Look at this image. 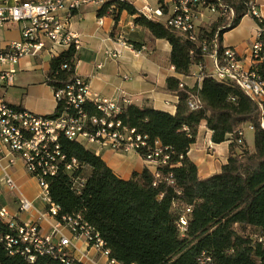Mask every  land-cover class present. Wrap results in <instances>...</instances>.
<instances>
[{
  "label": "trees",
  "instance_id": "16d2710c",
  "mask_svg": "<svg viewBox=\"0 0 264 264\" xmlns=\"http://www.w3.org/2000/svg\"><path fill=\"white\" fill-rule=\"evenodd\" d=\"M224 1L235 10L233 24L226 27L216 22L196 41L139 15L128 0L107 3L116 8V22L126 11L154 38L169 42V62L178 74L190 77L197 70L202 80L191 89L185 84L181 87L178 76L167 79V89L179 99L175 113L129 104L117 116L123 125L147 135L149 143L160 141L167 148V163L154 170L145 167L123 179L82 143L59 137L67 161L77 159L80 166L68 172L60 163L58 174L46 178L50 197L60 207L58 218L81 215L100 234L104 249L121 264H198L203 252L216 264H264V107L251 101L234 83L211 76L202 46L204 41L217 38L222 53L224 34L237 27L255 3ZM252 17L261 29L257 40L264 45V19ZM77 53L70 47L51 59L46 83L53 89L73 82ZM66 64L68 69L63 68ZM191 96L200 99L199 109L189 108ZM63 107L62 102L57 103L52 116L60 114ZM82 108L98 115L93 102L87 101ZM204 121L214 143L229 140L231 145L227 163L207 178L199 176L188 155ZM247 124L254 128L253 151L245 149V143H236L239 131ZM238 147L239 153L235 150ZM140 154L144 158L146 151ZM183 215L187 225L181 231ZM14 234L9 223L0 218V264H63L50 253L37 254L35 261H30L21 244L8 245L7 235Z\"/></svg>",
  "mask_w": 264,
  "mask_h": 264
},
{
  "label": "built area",
  "instance_id": "2783aa9c",
  "mask_svg": "<svg viewBox=\"0 0 264 264\" xmlns=\"http://www.w3.org/2000/svg\"><path fill=\"white\" fill-rule=\"evenodd\" d=\"M109 0H0V31L16 26L19 38L9 40L0 48V87L13 86L19 63L24 58L44 59L59 56L62 52L75 47L78 52L81 46L79 36L72 29L73 22L80 17L83 8L95 7L97 12V28L104 27L106 19L114 23L115 6H108ZM152 1V0H151ZM132 0L139 15L147 19L162 22L166 27L180 35H187L196 41L203 30L216 22H223L230 27L236 17L231 3L224 0ZM138 2V4H137ZM104 11V15H99ZM248 14L258 17L255 5L248 9ZM131 27L136 28L133 22ZM225 27V26H224ZM223 28V27H222ZM260 35V34H259ZM258 35V36H259ZM124 47L131 46L122 41ZM256 40L247 53H241L234 47H224L219 52L217 38L210 43L204 41L203 51L212 62L211 74H218L219 79H227L239 87L261 109L264 107V45ZM111 57H119L120 52L111 53ZM77 57L73 59L75 79L65 87L54 90L57 103L62 102L64 109L57 116L41 115L30 117L21 113V108H8V101L0 94V145L7 149L3 155L0 149V169L4 173L0 180L14 192H19V185L10 173V169L22 162L29 175L34 177L41 189L40 198L45 204L37 209L34 203L23 195H18V211L12 212L8 207H0V218H8L17 233L31 235V240L39 241V247L50 251L51 256L61 258L63 264H121L111 257L110 252H102L105 245L100 234L86 222L81 215L62 216L58 218L60 207L54 203L50 194H44L42 183L46 178L59 172L60 163L68 172H74L80 165L77 159L67 161L58 143L59 137L65 133H73L75 141L85 146L98 145L114 152L146 151L144 160L148 165L157 167L167 163L169 155L160 141L149 143L147 135L135 128L122 124L117 116L125 106L120 102L100 97L92 93L88 79L77 73ZM68 64L63 65L68 69ZM102 65H99L101 68ZM201 69V67H197ZM172 70H175L172 66ZM192 77L201 79L195 71ZM183 86V83L180 84ZM92 99V100H91ZM92 101L98 115H90L83 111V104ZM191 110L201 107L197 96L188 100ZM250 129L254 130L250 125ZM236 143L244 144V132L238 133ZM4 159L7 161L4 162ZM81 186V184H80ZM0 191V197H1ZM188 212L190 209L187 210ZM22 213L33 215L30 220H20ZM48 221L51 231L43 233L41 222ZM187 216L180 218V229L185 230ZM14 235H7L8 245H22V253L30 261L36 257L30 255L23 243H13ZM82 240L86 249L78 247ZM93 249L95 253H91ZM198 264H216L214 259L203 252Z\"/></svg>",
  "mask_w": 264,
  "mask_h": 264
},
{
  "label": "crops",
  "instance_id": "0c3cea01",
  "mask_svg": "<svg viewBox=\"0 0 264 264\" xmlns=\"http://www.w3.org/2000/svg\"><path fill=\"white\" fill-rule=\"evenodd\" d=\"M255 7L259 14L258 17L264 19V0H254ZM138 4V2H137ZM83 8L80 17L72 24V29L79 36L81 46L77 53V73L88 79L92 93L103 98L114 99L122 106L134 104L139 107H152L164 111L175 113L178 104V96L167 89V79L170 76H178L183 84L191 89L200 86L202 80L196 77L182 76L175 70L169 62L171 45L164 39L154 38L149 31L136 25V28L130 26L133 23V17L126 11L122 12L118 22L106 19L104 27L97 28V12H95L94 23L85 22L89 10ZM10 30V29H9ZM260 27L255 19L247 14L237 27L226 32L223 36L224 47H234L241 53H247L252 44L258 39ZM19 33V31H18ZM20 35H18L19 38ZM13 40V39H12ZM125 41L131 47H124L121 42ZM9 40H0V48ZM135 44V45H134ZM120 52V56L111 57V53ZM46 57V56H45ZM44 68V59L24 58L20 61L13 86L0 87V94L14 106L37 113L39 115H52L57 108V102L54 98L52 103L46 101L37 104L33 102L32 95L38 92L37 87H23V96L19 101L12 99L10 91L15 87L17 75L20 71L26 72L42 69V84L47 85L52 94L53 88L46 83V76L49 71L50 61ZM209 58H206L208 60ZM205 60V61H206ZM210 61V59H209ZM206 61V67L209 72L212 70ZM99 65H102L99 68ZM195 70V68H194ZM197 71V70H196ZM92 100V99H91ZM90 100V102H92ZM34 107V108H33ZM197 140L191 146L188 153L191 160L197 165L199 176L207 178L214 173L220 172L224 164L227 163L230 154V141L222 144H216L212 141V132L206 127V122H202ZM244 143L246 142L244 136ZM249 146V145H248ZM98 155L112 168V170L123 179H129L133 171H142L145 167L154 170L149 166L142 156L135 152H114L111 149L102 148L98 145L86 146ZM3 155L8 154L7 149L0 145ZM254 147L249 146L253 151ZM240 152V148L235 149ZM7 160L4 159V162ZM10 173L19 185V192L9 190L4 182L1 185L0 207L6 206L12 212L18 211V195H23L30 199L37 209H43L40 194L41 189L37 180L26 172L21 161L10 169ZM4 173L0 169V180ZM20 220H30L33 215L22 213ZM42 232L51 231L48 221L41 222ZM78 247L86 249L87 245L79 240ZM91 253H95L93 249Z\"/></svg>",
  "mask_w": 264,
  "mask_h": 264
},
{
  "label": "rangeland",
  "instance_id": "374dc122",
  "mask_svg": "<svg viewBox=\"0 0 264 264\" xmlns=\"http://www.w3.org/2000/svg\"><path fill=\"white\" fill-rule=\"evenodd\" d=\"M129 1L132 3V0H129ZM150 3L155 4V1L150 0ZM86 10H89V14L86 15L85 22H88L91 24L94 23L95 7L88 6ZM18 35H19L18 28L16 26H13L11 27L10 30L3 29L2 31H0V40L2 39L3 40H12V39L16 40L18 39ZM50 58H51L50 56L44 57V62H45L44 68L47 67V63L50 60ZM206 61H207L208 67L210 68L211 64H210L209 59ZM43 72L44 71L42 69L33 70L29 72H26L25 70L20 71L19 74L17 75L15 87H13L12 90L10 91V94L12 95L11 96L12 99L15 101H19L20 98L23 96V92L25 91L23 87L33 86V87H37L38 89V92L31 96L33 102L40 104L41 102L46 101L47 103L50 102L51 104L52 103L51 101L53 99L52 91L47 85L42 84L40 82L43 79ZM243 132H244V136L247 142L245 143L244 148L249 149V146L253 148L254 147V130L250 129V126H248L247 124L243 127Z\"/></svg>",
  "mask_w": 264,
  "mask_h": 264
},
{
  "label": "bare ground",
  "instance_id": "6f19581e",
  "mask_svg": "<svg viewBox=\"0 0 264 264\" xmlns=\"http://www.w3.org/2000/svg\"><path fill=\"white\" fill-rule=\"evenodd\" d=\"M210 75L213 76L214 78L218 79V80H224V81L231 82L230 80H227V79H219L218 74H210ZM8 108H19V107L14 106L10 102H8ZM21 113H24L25 115H28L30 117H39V116H41V115H39L37 113L25 110L23 108H21ZM64 136L67 139L75 140V137H74L73 133H69V134L65 133ZM42 190H43L44 194H49V183L48 182H43L42 183ZM2 220H5L6 222H8V218H3ZM8 223L10 225V228L15 230V234L13 236V243H23V244H25V249H30V255H33L34 257H36L37 254L44 255L46 253H50V251H48L46 248L43 249V248L39 247V241L31 240V235H29L27 233H17V227H13L12 226V222H8ZM102 252H109V251L104 249V247L102 246Z\"/></svg>",
  "mask_w": 264,
  "mask_h": 264
}]
</instances>
